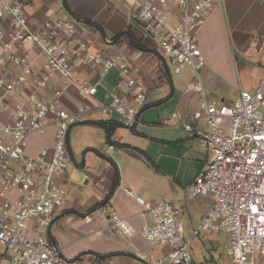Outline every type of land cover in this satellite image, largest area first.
I'll return each mask as SVG.
<instances>
[{"label": "built area", "instance_id": "2783aa9c", "mask_svg": "<svg viewBox=\"0 0 264 264\" xmlns=\"http://www.w3.org/2000/svg\"><path fill=\"white\" fill-rule=\"evenodd\" d=\"M124 1L156 39L170 71L192 70L186 90L198 93L199 103L177 126L209 154L186 193L211 198L190 237L172 203L136 197L146 217L140 234L169 247L151 264H196L192 239L218 232L228 235L229 264H255L254 252L264 256V77L253 90L240 88L231 102L208 97L197 31L224 0ZM86 26L70 15H56L33 28L19 1L0 0V264H120L107 255L65 260L48 234L64 210L62 180L72 166L70 127L94 107L118 114L123 126L132 127L145 99L137 69L122 55L95 48ZM90 65L100 77L112 68L119 71L115 90L105 93L111 98L107 105L95 99V82L77 77L79 67ZM73 86L80 102L69 109L63 98ZM49 127L54 128L51 144L30 151L31 139ZM110 216L115 226L124 224L117 212ZM83 218L90 221L91 215Z\"/></svg>", "mask_w": 264, "mask_h": 264}, {"label": "crops", "instance_id": "0c3cea01", "mask_svg": "<svg viewBox=\"0 0 264 264\" xmlns=\"http://www.w3.org/2000/svg\"><path fill=\"white\" fill-rule=\"evenodd\" d=\"M17 1L23 5L33 28L46 16L73 13L87 19L91 23L86 26L87 34L95 48L105 41L109 46L107 53L122 55L142 77L146 93L140 111L173 101L171 113L155 123L159 125L156 132L143 133L138 122L130 127L133 133L148 136L150 144L146 147L119 141L121 117L101 107H94L91 111L96 112L84 115L70 127L68 147L72 166L62 180L66 190L64 210L56 215L48 230L51 241L65 260L107 255L120 264L153 263L166 254L169 247L153 244L140 234L146 217L136 197L152 203L161 200L172 203L187 237L211 204L209 196H186L188 187L209 161L208 152L198 140L177 126L199 103V94L186 90L193 78L192 70L186 67L173 82L159 58L156 39L146 33L133 11L128 20L118 14L98 13L93 8L103 5L102 0H68L70 11L64 8L62 0ZM121 32L123 34L114 40ZM129 32L147 50L135 47L130 42ZM197 39L205 61L200 78L211 100L234 99L240 88L253 90L264 77V0H224L198 29ZM97 70L93 65L81 66L77 77L80 81L95 82V99L107 105L111 98L105 97V93L115 90L120 80L119 71L112 68L100 77ZM63 101L69 109L80 102L75 86L66 92ZM95 103L92 102L94 106ZM141 116L140 112L138 121ZM53 132L54 128L49 127L44 135L32 138L29 150L51 144ZM112 211L124 220L122 226L112 223ZM85 214L91 215L90 221L84 220ZM212 234L198 236L201 247L197 248L199 258L193 257L196 264H229V258L218 253L219 241L211 239ZM224 235L225 245L228 235ZM213 246V253L207 254L206 249Z\"/></svg>", "mask_w": 264, "mask_h": 264}, {"label": "rangeland", "instance_id": "374dc122", "mask_svg": "<svg viewBox=\"0 0 264 264\" xmlns=\"http://www.w3.org/2000/svg\"><path fill=\"white\" fill-rule=\"evenodd\" d=\"M102 1H104L103 5L98 6L96 8H93V9H96L98 13L102 14V13L109 12L112 15L118 14V15H121L124 17L126 16L127 19L130 20L129 16H130V12L132 13V8L129 5H127L124 0H102ZM127 30H129V29H127ZM96 43H99V42H96ZM99 46H100L99 47L100 50L106 51V52L109 51V48H108L109 46L106 44L105 41H102V43H100ZM171 75H172L173 82H174V80L176 79V77L179 74H175L174 72L171 71ZM174 87L176 88V86H174ZM231 100H233V98H230V99L226 98L225 102H231ZM172 102L173 101L161 102L158 105L150 106V107L140 111L142 116L140 117V120L138 121V124H140V125H138V128H141L143 130V133L156 132L157 131L156 128L159 125H157L155 123H159L160 118H163V117L166 118L171 113V110H172L171 103ZM140 110H141V107H140ZM94 112H96V111H90L84 115L88 116L89 114L94 113ZM84 115L79 116L78 119H80ZM113 116L118 120V117L116 115H113ZM140 126H145V127H140ZM118 132L120 134V138H119L120 140L119 141L130 142V143L138 145L139 147H146L148 144H150V140L148 139V136L146 137V136L141 135V134L133 133L130 130V127H125V126L119 127ZM113 153L116 156V154H117L116 147L114 148ZM114 155H113V157H114ZM176 218H178V216H176ZM201 234H203V233H201ZM224 236H225L224 233L218 232V233H213L212 235H210V238L216 239L219 241L217 251H218V253H220V256L224 255L223 257L227 258L224 254V247H223ZM203 242L206 243L205 238L203 239ZM200 247H201V240L197 236V237L192 239L191 246H190L191 253L195 259L199 258V254L197 253V248H200ZM213 249H215L214 246L212 248H207L206 249L207 251H205V252L207 254H212ZM252 259L255 262V264H264V256L260 255L258 252H254V254L252 255Z\"/></svg>", "mask_w": 264, "mask_h": 264}, {"label": "water", "instance_id": "95a60500", "mask_svg": "<svg viewBox=\"0 0 264 264\" xmlns=\"http://www.w3.org/2000/svg\"><path fill=\"white\" fill-rule=\"evenodd\" d=\"M62 4L64 6V8L67 10V11H70L69 9V6H68V0H62ZM75 20L79 21V22H82V23H86V24H91L87 19H84L80 16H76L75 14L71 13V15ZM160 60H161V63L163 65V68L165 70V72L167 73L168 77H170L171 75V71L167 65V62L165 60V58L163 56H159ZM53 243V242H52ZM54 245V244H53ZM55 246V245H54Z\"/></svg>", "mask_w": 264, "mask_h": 264}, {"label": "trees", "instance_id": "16d2710c", "mask_svg": "<svg viewBox=\"0 0 264 264\" xmlns=\"http://www.w3.org/2000/svg\"><path fill=\"white\" fill-rule=\"evenodd\" d=\"M123 34V32L117 34L115 37H114V40L117 39L118 37H120L121 35ZM129 39H130V42L135 46L137 47L138 49H141V50H147V48H145L144 46H142L141 44L138 43V41L134 38V36L129 32Z\"/></svg>", "mask_w": 264, "mask_h": 264}]
</instances>
